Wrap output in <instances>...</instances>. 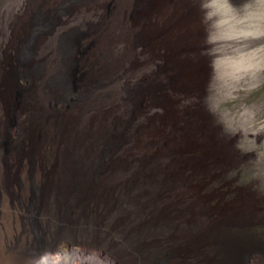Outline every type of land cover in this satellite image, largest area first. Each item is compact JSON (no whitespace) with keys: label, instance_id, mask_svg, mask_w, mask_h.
<instances>
[{"label":"rangeland","instance_id":"1","mask_svg":"<svg viewBox=\"0 0 264 264\" xmlns=\"http://www.w3.org/2000/svg\"><path fill=\"white\" fill-rule=\"evenodd\" d=\"M4 62L14 101L4 108L0 100V172L6 166L12 185L0 184V197H23L27 226L41 227L47 196L38 156L75 144L79 158L112 152L117 178L174 175L150 201L172 216V234L153 237L171 248L160 263L264 264V0H0ZM62 72L68 90L44 93V79ZM29 96L53 116L42 130L23 104ZM65 117L60 133L55 124ZM99 235L77 249L120 264L100 252Z\"/></svg>","mask_w":264,"mask_h":264},{"label":"bare ground","instance_id":"2","mask_svg":"<svg viewBox=\"0 0 264 264\" xmlns=\"http://www.w3.org/2000/svg\"><path fill=\"white\" fill-rule=\"evenodd\" d=\"M48 8L47 6L44 10L47 11ZM27 17L23 22L26 27L22 25L26 30L22 28L21 30L25 32L24 36L28 34L31 36L32 29L27 25L30 24L27 23L29 15ZM16 48H13L14 52L18 51ZM22 54L24 58L25 53ZM5 62L0 66V100L4 108L11 105L10 101L14 99L13 89L11 90L3 77L7 64ZM103 71H100V75L106 72ZM63 74V72L59 76L57 74L56 78L46 76L47 79H44L46 83H42L44 84L42 91L51 95L54 91L55 95L59 88H62L60 92L68 90L66 89L68 77L67 75L63 77ZM36 75L39 77L42 74L40 75L38 71ZM44 80L42 82H45ZM88 89L87 85V89L81 94L85 93L86 96ZM61 95L60 97H63ZM60 99L67 104L71 101L66 97ZM40 103L33 96L25 98L23 102L24 106H29L30 111L33 112L32 122L39 129L42 128L45 120L53 118L50 112L48 114L44 110L43 105H39ZM66 120L65 117L62 122L55 124L56 130L60 133H64L63 130L67 129L63 128ZM75 149V144H71L67 153L62 156H51L50 153L47 159L40 155L37 158V182L40 188L47 192V201L44 203L45 198L40 208L42 223L40 228L33 229L25 224L27 210L26 207L23 208L21 202L23 197L17 200L19 204H16L9 194L0 197V264H100L99 257L85 254L83 248L77 249L80 245L93 247V242L99 241L95 239L98 234L102 235L101 240L105 242L106 250L101 249L100 252L112 262H117L113 259L116 257L120 264H172L174 257L160 263L171 248L161 247L156 244L157 240L153 239L157 235L162 237L172 234L169 225L171 213L169 211L163 213L154 205L152 209L150 201L151 199L154 201L160 192H164L171 186L174 175H167L163 181H156L155 177H150L153 172L141 176L132 175V178L120 176L117 178L118 176L113 174L115 172L113 167L116 169L115 166H120L121 161L114 160L111 156L112 152H95L93 155L79 158L76 154L72 155ZM15 157H17L16 161H19L20 156L15 155ZM0 162L2 164L6 162L1 152ZM42 163L47 167H44ZM25 171L26 186L22 189V193L24 203L27 205L30 179L29 176L26 178L28 170ZM9 176L11 175L8 174L6 166L3 167L0 172V184L4 190H8L12 185ZM137 181L141 184H137ZM148 187L151 190L149 193L146 190ZM142 190L147 192L146 198L140 197ZM37 234L49 236L59 234L61 238L51 239L49 244L40 245L33 240Z\"/></svg>","mask_w":264,"mask_h":264}]
</instances>
